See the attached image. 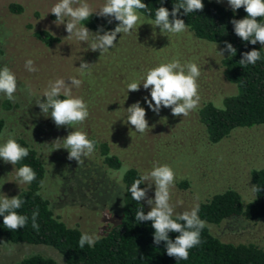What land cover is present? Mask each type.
<instances>
[{"label": "rangeland", "instance_id": "obj_1", "mask_svg": "<svg viewBox=\"0 0 264 264\" xmlns=\"http://www.w3.org/2000/svg\"><path fill=\"white\" fill-rule=\"evenodd\" d=\"M57 2L0 0V68L7 65L18 81L14 101L0 93V117L6 121L0 144L10 136L22 137L36 148L46 168L41 192L54 213L68 225H77L83 233L100 235L122 206L121 172L134 167L142 175L164 164L176 174L171 189L175 214L190 211L227 189L239 192L244 202L251 200V171L264 166V125L235 128L212 143L199 121L198 110L204 103L220 105L235 91L236 86L223 75L221 59L225 53H219L222 47L195 37L189 29L179 34L161 32L154 20L141 14L137 30L117 34L116 47L101 54L90 49L91 38L81 42L67 37V18L60 25L54 23L56 17L50 11ZM87 3L98 11L105 0ZM219 3L229 6L228 0ZM11 4L21 5L22 11L12 12ZM36 30H46L58 41L47 46L34 36ZM28 59L34 61L36 72L25 68ZM173 59H179L182 65L195 62L201 69L200 104L188 116H173L171 108L165 107L157 115L144 100L151 99L150 88L146 90L142 84L147 71ZM81 62L89 64L83 73L79 69ZM71 77L82 80L79 88L72 87V95L84 98L90 115L82 124L57 127L50 116L51 109L42 113L37 101H46L43 94L50 82L63 78L70 83ZM133 81L141 83L138 91H128L127 85ZM5 100L11 104L9 108L4 106ZM137 101L145 109L149 123L150 129L144 133L136 132L127 121L126 110ZM74 130L84 131L98 141H110L122 161L121 169L105 166L97 148L82 157L81 164L69 160L63 139ZM12 166L0 158V195L7 198L25 185ZM154 195L155 185L147 193L151 199ZM144 205L150 209L146 200ZM209 227L223 241L264 247L263 220L232 217ZM35 253L63 262L50 246L13 243L0 236V264H14Z\"/></svg>", "mask_w": 264, "mask_h": 264}, {"label": "trees", "instance_id": "obj_2", "mask_svg": "<svg viewBox=\"0 0 264 264\" xmlns=\"http://www.w3.org/2000/svg\"><path fill=\"white\" fill-rule=\"evenodd\" d=\"M148 5V10H140L151 20H155V11L159 7H166L172 11L174 4L180 0H142ZM204 8L183 14V9L177 14V18L183 19L188 25L189 31L199 38L219 44L225 48V41L231 43L236 49L235 56L224 52L221 59L223 75L225 79L234 84L235 91L222 100V104L215 105L211 101L204 103L198 110L199 121L205 127L207 138L212 143H217L239 127H253L264 125V47L259 42L252 45L248 41H242L235 32L230 22L233 19L240 20L247 17L244 8L233 12L230 6H225L216 0H202ZM12 12H21L22 6L11 4ZM147 12H151L150 14ZM93 14L88 20L82 21V25L98 31L114 30L119 23ZM171 19V17H170ZM264 23V18H260ZM34 36L47 46L58 41V38L46 30H36ZM261 53V60L255 65H241L242 53L251 50ZM63 99V95L60 97ZM8 100L4 106L10 107ZM6 126L4 117H0V134ZM23 147L29 149V155L16 165L18 170L23 165L30 166L36 173V179L30 184L25 183L23 188L18 189L8 198L19 196L26 200L17 211L28 216L27 225L16 231L7 229L3 224V216H0V236L13 243L25 242L28 244H42L55 249L62 256L63 262L44 256L31 254L14 264H264V247L255 243H233L223 241L212 234L211 224H219L221 221L242 217L253 221H264V166L252 169V185L260 187L258 193L248 202H244L239 192L227 189L212 195L208 200L199 205V217L207 222V226L201 232V243L189 250L187 260H176L166 253L165 242L154 244V229L151 221L139 222L135 220V213L143 207L145 214L150 211L144 205V201L136 202L131 198L128 191L132 183L141 176L139 170L134 167L125 168L120 175V186L123 191L122 206L113 223L106 227L99 235L100 239L95 246L87 244L83 249L79 247V239L83 233L77 226H70L59 215L54 213L51 203L41 192L44 183L46 168L36 148L22 137H15ZM89 139L97 141L96 148L99 150L101 162L110 169L120 170L122 161L111 146L110 141H98L94 137ZM145 187V184L141 185ZM120 201V200H119ZM38 210L37 223L39 230L32 227V213ZM179 235L169 233L173 241Z\"/></svg>", "mask_w": 264, "mask_h": 264}, {"label": "clouds", "instance_id": "obj_3", "mask_svg": "<svg viewBox=\"0 0 264 264\" xmlns=\"http://www.w3.org/2000/svg\"><path fill=\"white\" fill-rule=\"evenodd\" d=\"M220 2V0H217ZM228 4L235 12L241 7L247 13V17L230 22L234 26L235 34L242 41H248L252 45L259 42L264 45V23L260 18H264V0H228ZM204 4L202 0H180L174 4L172 11L166 7H159L155 11L154 25L158 26L161 32L179 34L188 30V25L183 19L177 18V14L183 9V14L202 11ZM148 10V5L142 0H105V3L98 11H94L87 0H58L51 8L50 13L54 14L55 24L64 23L67 37H75L81 42H88L92 39L90 49L99 50L102 53L109 49L115 48L117 34H131L136 29L137 24L141 21V11ZM151 13V12H147ZM93 14L100 17L110 18L119 23L111 31H105L99 28L96 33L89 31L82 21L88 20ZM171 17V19H170ZM59 21V24L57 23ZM103 32L101 35L100 33ZM217 48V45H216ZM235 56L236 49L231 43L225 41V48L219 53L223 56L224 52ZM261 60V53L258 50H251L242 53L241 65H255ZM25 68L29 72H36L38 69L34 66V61L28 59L25 61ZM89 68V64L81 62L79 69L83 73ZM201 75V69L195 62L181 64L179 59H173L167 63L149 69L143 77V88H150V96L144 97L148 107L157 115L161 107L171 108L173 116H188L191 111L199 107L201 97L199 95L198 78ZM70 83H66L63 78L50 82L43 96L45 102L37 101V105L42 113H49L57 127L73 126L82 124L90 115L88 104L83 97L72 95V87L79 88L82 80L75 77L69 78ZM141 83L131 82L127 85L128 91H138ZM18 89L16 75L7 66L0 68V93L4 94L8 100H15V93ZM63 95V99H61ZM154 102V103H153ZM127 121L134 126L136 132L144 133L149 128L146 119V111L137 101L127 108ZM64 140V148L68 150V159H75L78 164L83 163L82 157L91 155L96 150L97 141L89 139L88 134L81 130L70 132ZM56 149H59L56 148ZM29 155V149L21 146L15 138L11 136L3 144H0V158L5 163L16 165L22 159ZM16 175L20 182L31 183L36 179L35 171L28 165L20 167ZM176 174L173 168L167 164L155 165L150 172L142 174L136 179L129 192L131 198L136 202L145 201L150 206V211L145 214L143 207L135 213V220L139 222L151 221L154 231L153 242L159 245L165 242L166 253L170 257L178 260H187L189 250L201 243V232L207 226V222L202 220L199 213V205L193 207L190 211H184L175 214L174 205L171 203V189L175 186ZM43 184V182H41ZM146 184V187L141 185ZM155 185L154 199L148 198L147 193ZM254 193L260 191L257 185L251 187ZM26 200L21 199L20 195L7 198L6 195H0V216H3V224L9 229L16 231L24 228L28 222V216L20 214L17 210L22 207ZM38 210L32 213V227L39 230L37 223ZM175 232L179 235L175 240L169 238V233ZM100 239L99 235L82 233L79 239V247L83 249L87 244L89 247L95 246Z\"/></svg>", "mask_w": 264, "mask_h": 264}]
</instances>
